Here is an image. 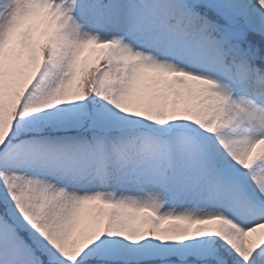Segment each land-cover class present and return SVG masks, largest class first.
<instances>
[{"label": "snow or ice", "instance_id": "6c2138e0", "mask_svg": "<svg viewBox=\"0 0 264 264\" xmlns=\"http://www.w3.org/2000/svg\"><path fill=\"white\" fill-rule=\"evenodd\" d=\"M0 264H264V0H0Z\"/></svg>", "mask_w": 264, "mask_h": 264}]
</instances>
